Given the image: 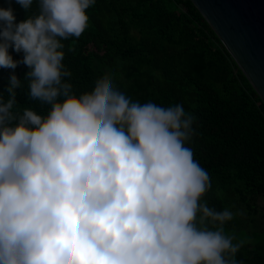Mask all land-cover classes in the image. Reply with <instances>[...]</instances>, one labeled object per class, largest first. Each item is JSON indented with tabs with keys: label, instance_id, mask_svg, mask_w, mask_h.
Here are the masks:
<instances>
[{
	"label": "clouds",
	"instance_id": "clouds-1",
	"mask_svg": "<svg viewBox=\"0 0 264 264\" xmlns=\"http://www.w3.org/2000/svg\"><path fill=\"white\" fill-rule=\"evenodd\" d=\"M34 2L19 23L0 8V68L27 66L29 98L50 106L14 112V73L0 94V264H238L245 241L225 225L239 213L208 206L210 175L187 146L196 117L133 101L110 73L75 94L62 41L96 0H15Z\"/></svg>",
	"mask_w": 264,
	"mask_h": 264
},
{
	"label": "trees",
	"instance_id": "trees-1",
	"mask_svg": "<svg viewBox=\"0 0 264 264\" xmlns=\"http://www.w3.org/2000/svg\"><path fill=\"white\" fill-rule=\"evenodd\" d=\"M14 10L16 23L26 12L15 0H0ZM89 27L66 41L65 78L75 94L93 90L106 73L133 101L160 106L182 104L196 117L194 158L210 175L203 198L217 211L239 213L225 233L245 241L238 264H264V103L190 0H96ZM69 47L74 51H69ZM14 60L23 53L9 49ZM27 66L0 68V94L14 73L22 82L14 112L31 108L46 115L47 104L28 96Z\"/></svg>",
	"mask_w": 264,
	"mask_h": 264
},
{
	"label": "water",
	"instance_id": "water-1",
	"mask_svg": "<svg viewBox=\"0 0 264 264\" xmlns=\"http://www.w3.org/2000/svg\"><path fill=\"white\" fill-rule=\"evenodd\" d=\"M264 103V0H190Z\"/></svg>",
	"mask_w": 264,
	"mask_h": 264
}]
</instances>
